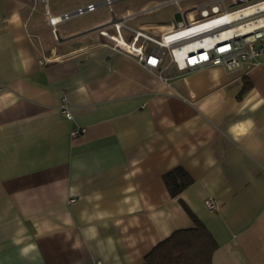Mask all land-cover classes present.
Returning <instances> with one entry per match:
<instances>
[{"label": "crops", "instance_id": "crops-1", "mask_svg": "<svg viewBox=\"0 0 264 264\" xmlns=\"http://www.w3.org/2000/svg\"><path fill=\"white\" fill-rule=\"evenodd\" d=\"M31 2L0 0V264H145L192 216L212 264H264V56L161 76Z\"/></svg>", "mask_w": 264, "mask_h": 264}, {"label": "built area", "instance_id": "built-area-1", "mask_svg": "<svg viewBox=\"0 0 264 264\" xmlns=\"http://www.w3.org/2000/svg\"><path fill=\"white\" fill-rule=\"evenodd\" d=\"M122 1L124 0H116L114 7ZM181 1L173 0L170 3L145 9L142 13H152L168 4L179 6ZM33 2V11H37L39 3L44 4L48 20L50 0ZM104 4V0H99L62 13L60 15L65 16L63 24L98 10L111 11ZM262 4L264 0L254 4H248V0H236L233 4L236 9L230 10L226 0H206L185 11H181L180 8L175 12L172 26L166 31L159 32L157 37L128 28L133 35L130 41H127L122 29L126 27L124 23L127 19L136 16L133 13L121 19L114 17L111 20L108 26L114 27L117 34H110L105 30L100 32L116 49L136 59L146 69L159 72L161 76L163 70L170 66H175L182 74L212 66H224L233 70L244 64H256L264 56V7L251 12L250 17L235 16ZM250 24L255 25L250 31L244 32L243 28ZM2 90L3 84L0 82V94ZM61 110L66 118L72 119L65 99ZM84 131V129H75L72 135L79 136ZM205 207L212 212L218 211L219 208L213 200H207Z\"/></svg>", "mask_w": 264, "mask_h": 264}, {"label": "rangeland", "instance_id": "rangeland-1", "mask_svg": "<svg viewBox=\"0 0 264 264\" xmlns=\"http://www.w3.org/2000/svg\"><path fill=\"white\" fill-rule=\"evenodd\" d=\"M31 1V0H30ZM34 0H32L33 2ZM99 0H50V9L53 14H62L75 10L79 7L85 6L89 3H94ZM173 0H124L118 3L114 9L117 16L121 19L123 16H128L131 13L136 14L135 17L129 18L125 21V26L122 33L127 41H130L133 33L128 29L140 30L157 37L156 29L162 31V27L170 25L175 18V12L180 10L185 11L193 8L206 0H182L180 5L168 4L161 9L152 13H142L144 9H149L160 4L170 3ZM236 0H226V4L230 10L236 9L233 6ZM261 0H248V4H254ZM31 2V3H32ZM39 9L44 10V4H38ZM113 18L112 13L106 9L98 10L97 12L86 14L84 16L73 18L64 27L65 30H85L87 28H98L108 24ZM106 27H103L104 30ZM110 34H117L114 27H107L105 29ZM51 44L54 43V35L46 30L41 33ZM99 36V32L91 34L90 37Z\"/></svg>", "mask_w": 264, "mask_h": 264}, {"label": "trees", "instance_id": "trees-1", "mask_svg": "<svg viewBox=\"0 0 264 264\" xmlns=\"http://www.w3.org/2000/svg\"><path fill=\"white\" fill-rule=\"evenodd\" d=\"M165 181L173 196L192 183L181 169L168 174ZM192 218L194 227L178 230L158 244L146 257L145 264H212L218 244L208 229L197 218Z\"/></svg>", "mask_w": 264, "mask_h": 264}, {"label": "bare ground", "instance_id": "bare-ground-1", "mask_svg": "<svg viewBox=\"0 0 264 264\" xmlns=\"http://www.w3.org/2000/svg\"><path fill=\"white\" fill-rule=\"evenodd\" d=\"M115 2H116V0H104V3H105L104 5L107 6V7H109L110 10L112 11V9L114 8ZM262 7H264V4L259 5V6H256V7L252 8V9H248V10H246V11H243V12H241V13L235 15V16L249 15L251 12L258 11V10L261 9ZM70 13H73V12H70ZM69 15H71V14H69ZM69 15H68V16H69ZM246 17H250V15H249V16H246ZM47 21H49V26H50L52 29H54L55 31H57L58 28H59V27L63 24V22L65 21V16H62V15H60V14H53V13L50 12V13L48 14V20H47ZM254 25H255V24H253V25L250 24V25L245 26V27L243 28V31H244V32H248V31H250L251 28H252Z\"/></svg>", "mask_w": 264, "mask_h": 264}, {"label": "water", "instance_id": "water-1", "mask_svg": "<svg viewBox=\"0 0 264 264\" xmlns=\"http://www.w3.org/2000/svg\"><path fill=\"white\" fill-rule=\"evenodd\" d=\"M100 29V28H99ZM99 29H97V30H99Z\"/></svg>", "mask_w": 264, "mask_h": 264}]
</instances>
